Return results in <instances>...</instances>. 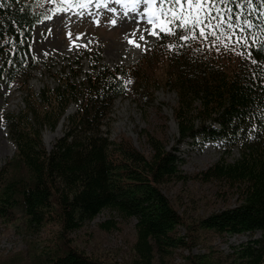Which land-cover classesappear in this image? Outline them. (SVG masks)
I'll return each instance as SVG.
<instances>
[{
    "label": "trees",
    "instance_id": "obj_1",
    "mask_svg": "<svg viewBox=\"0 0 264 264\" xmlns=\"http://www.w3.org/2000/svg\"><path fill=\"white\" fill-rule=\"evenodd\" d=\"M217 7L219 18L211 24L220 27L205 26V36L199 28L189 33L183 20L169 23L168 49L159 55L167 61L165 84L176 94L177 138L167 149L148 135L145 155L126 141L113 142L103 130L113 101L125 93L136 69L92 65L82 72L78 56L67 74L57 75L54 87L44 85L33 95L28 81L39 64L27 56V39L47 11L22 0H0V86L24 94L22 108L0 115V128L15 147L0 166V221L22 226L29 243L48 224L60 235L56 245L30 246V264H119L65 242L104 210L120 221L135 220L129 264H165L172 251L187 246L174 234L181 217L161 190L188 179L176 154L183 143L221 145L217 161L196 179L218 183L235 201L198 219L194 231L219 237L258 233L226 255L191 254L184 264H264V0H230ZM192 34L195 39H178ZM70 105L75 110L64 117L62 134L46 149L42 131L54 130ZM232 150L238 156L228 161ZM116 224L110 219L99 228L111 231Z\"/></svg>",
    "mask_w": 264,
    "mask_h": 264
},
{
    "label": "rangeland",
    "instance_id": "obj_2",
    "mask_svg": "<svg viewBox=\"0 0 264 264\" xmlns=\"http://www.w3.org/2000/svg\"><path fill=\"white\" fill-rule=\"evenodd\" d=\"M47 1L29 0L28 2L43 6ZM168 6L171 5H165L164 8ZM77 14L79 7L75 4L59 16H54L56 20L42 22L43 24H37L32 29L27 56L36 59L39 64L32 70V76L28 81L33 95L37 94L44 85L54 87L57 75L68 73L67 66L77 56L79 50H81L80 56H83L79 61L82 72L91 71L90 68L95 63L109 68L126 66L136 68L133 74L134 88L131 85L124 96L113 102L108 127L103 130L107 131L105 133L113 142L126 141L145 155L149 153L146 142L148 135L157 137L165 143L167 149H170L177 138L172 116L176 95L165 84L166 76L169 75L166 59L161 55L153 54L157 35L150 34L152 31L149 29V23L141 22L142 16H136L134 20L121 17L114 21L110 28L103 25L97 27L90 24L77 25V19L73 22L68 21L70 16L75 18ZM152 14L153 11L150 12V19L154 18ZM158 15L160 16L159 12ZM141 35L144 36V40L139 39ZM137 44L140 47H137ZM86 48H89L88 52ZM72 69L74 70V67ZM137 83L144 88L138 94L134 92ZM23 96L20 90L0 86V115L17 112L22 108ZM74 109L75 106L70 105L66 115ZM63 128L62 119L54 130L42 131V140L46 149H50L54 140L62 134ZM178 150L176 154L183 160L180 170L188 179L185 182L175 181L162 185L161 190L181 217L182 224L176 228L174 234L176 237H183L187 246L172 251V254L166 258L165 264H184L185 256L208 251L226 255L232 247L258 237V233L253 237L249 234L219 237L204 230L194 231L193 227L196 226L198 219L214 210L233 206L235 201L234 197L227 194L226 189L218 183H201L196 179V174L205 171L217 161L222 153L218 146L209 145L202 148L200 145L186 143L178 147ZM14 151L15 147L8 138L6 130L0 128V166L13 156ZM237 156L236 150H233L226 159L231 161ZM110 219L117 223L113 230L106 231L99 228V224ZM134 224L133 219L120 221L114 213L104 210L77 232L66 235L65 242L103 262L129 264L135 242ZM44 228L40 234L35 233L29 243V236L25 234L22 226L19 227L15 223L5 226L0 221V262L14 260L13 264H30L29 257L32 254L30 246L34 245L40 250V246L56 245L58 227L55 224H48Z\"/></svg>",
    "mask_w": 264,
    "mask_h": 264
},
{
    "label": "snow or ice",
    "instance_id": "obj_3",
    "mask_svg": "<svg viewBox=\"0 0 264 264\" xmlns=\"http://www.w3.org/2000/svg\"><path fill=\"white\" fill-rule=\"evenodd\" d=\"M120 2V0H117ZM134 2H140V0H134ZM144 3H155L156 0H143ZM160 4V13L161 16L166 18L165 23H170L171 20H183L184 23L181 27L186 28L189 33L193 28H199V35L205 36L206 33L204 32V27H220V24L212 25V19L219 18V12L221 11L217 5L227 4L230 0H158ZM253 0H244L245 4H251ZM165 5H171V7L165 10ZM213 11L217 14L213 16ZM231 11V10H229ZM171 14V20H168L167 17ZM207 21V24H205ZM151 22V21H150ZM114 23V22H113ZM229 27H232L230 24ZM161 31H164L168 34H171L170 28L161 27ZM150 34L157 35L155 31H152ZM214 35V33H208ZM195 39L196 35H179L178 39L188 40V39ZM140 40H144V36L139 37ZM132 41H130L131 43ZM237 42H244L243 38ZM140 47L139 44L136 45Z\"/></svg>",
    "mask_w": 264,
    "mask_h": 264
},
{
    "label": "bare ground",
    "instance_id": "obj_4",
    "mask_svg": "<svg viewBox=\"0 0 264 264\" xmlns=\"http://www.w3.org/2000/svg\"><path fill=\"white\" fill-rule=\"evenodd\" d=\"M149 18H150V16H149ZM151 20H153V19L151 18Z\"/></svg>",
    "mask_w": 264,
    "mask_h": 264
}]
</instances>
